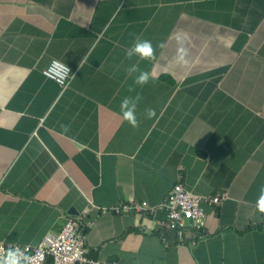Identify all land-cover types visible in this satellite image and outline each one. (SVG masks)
<instances>
[{"label":"crops","instance_id":"1","mask_svg":"<svg viewBox=\"0 0 264 264\" xmlns=\"http://www.w3.org/2000/svg\"><path fill=\"white\" fill-rule=\"evenodd\" d=\"M137 37L154 61L126 57ZM52 59L74 71L66 88L43 74ZM132 64L153 79L134 85ZM137 95L133 128L120 103ZM178 181L229 192L200 232L100 212ZM261 186L264 0H0V241L38 245L79 216L87 255L110 264H264Z\"/></svg>","mask_w":264,"mask_h":264},{"label":"built area","instance_id":"2","mask_svg":"<svg viewBox=\"0 0 264 264\" xmlns=\"http://www.w3.org/2000/svg\"><path fill=\"white\" fill-rule=\"evenodd\" d=\"M42 71L62 88L68 86L74 73L69 65L59 59H52ZM228 198L229 192L226 189L215 194L201 195L188 190L178 181L156 204L147 200H133L99 209L101 213L108 210L117 213L132 211L153 218L157 212H162L165 214L163 225L182 237L187 230L200 232L204 228L207 220L205 204L219 206ZM79 221V216H69L59 233L47 234L38 245L0 241V249L19 247L30 257L31 264H43L48 259H51L52 264H110L87 255L86 238Z\"/></svg>","mask_w":264,"mask_h":264},{"label":"clouds","instance_id":"3","mask_svg":"<svg viewBox=\"0 0 264 264\" xmlns=\"http://www.w3.org/2000/svg\"><path fill=\"white\" fill-rule=\"evenodd\" d=\"M193 2L195 3L197 0H193ZM176 39L179 45L175 58L176 62L178 64H185L187 63L186 57L188 55V50L183 46L184 41L182 37L177 36ZM159 46L163 47L162 44ZM125 55L129 60H131L133 56L139 57V59L142 60L154 61L156 59V52L152 42L149 40H141L139 37L136 38L130 48L125 49ZM127 71L129 75L138 73L134 76V85L143 87L149 83L150 79H153L151 74L146 70L140 69L138 64H132ZM129 91H133V89L130 88ZM140 99L141 97L139 95L135 97H125L120 103V110L124 120L128 121L133 128L139 127L136 111ZM145 115L150 119L154 117L156 113L154 109L146 108ZM256 207L260 213H264V186H261L259 189ZM0 264H31V259L26 255L25 251L21 250L19 247H9L6 250L0 249Z\"/></svg>","mask_w":264,"mask_h":264}]
</instances>
